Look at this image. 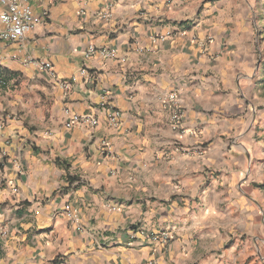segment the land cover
<instances>
[{
    "label": "crops",
    "instance_id": "obj_1",
    "mask_svg": "<svg viewBox=\"0 0 264 264\" xmlns=\"http://www.w3.org/2000/svg\"><path fill=\"white\" fill-rule=\"evenodd\" d=\"M29 3L0 39V264H264V0Z\"/></svg>",
    "mask_w": 264,
    "mask_h": 264
},
{
    "label": "built area",
    "instance_id": "obj_2",
    "mask_svg": "<svg viewBox=\"0 0 264 264\" xmlns=\"http://www.w3.org/2000/svg\"><path fill=\"white\" fill-rule=\"evenodd\" d=\"M31 0H0V5L4 8L0 11V39L18 42L21 41L28 33H30L35 26L42 21V16L33 15L31 13ZM98 54L103 58H112L115 56V51L109 48H101L99 50L90 49L88 55ZM42 66L48 71V73L55 77V72L52 65L49 62H42ZM65 88L66 85H63ZM177 95L175 92L169 93L163 100L165 104L170 108V118L172 121V127L178 128L181 113L176 103ZM107 121L110 126H117L121 119V113L112 106L107 108ZM67 119L65 121V127L71 128L76 124H84L95 126L97 123L96 118L90 115H70L69 110H64ZM109 209H114L113 207ZM73 220H77V213L74 209L71 212ZM142 233V231L140 232ZM151 240L166 246L170 234L167 231H151L149 232ZM58 264H63L62 262Z\"/></svg>",
    "mask_w": 264,
    "mask_h": 264
}]
</instances>
